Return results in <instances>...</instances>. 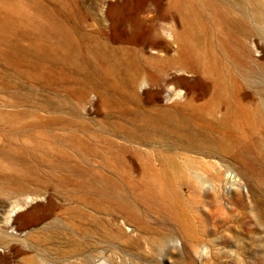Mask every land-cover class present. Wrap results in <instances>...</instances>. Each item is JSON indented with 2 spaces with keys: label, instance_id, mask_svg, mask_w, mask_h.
Instances as JSON below:
<instances>
[{
  "label": "rangeland",
  "instance_id": "rangeland-1",
  "mask_svg": "<svg viewBox=\"0 0 264 264\" xmlns=\"http://www.w3.org/2000/svg\"><path fill=\"white\" fill-rule=\"evenodd\" d=\"M112 1L0 0V222L56 205L16 264H264V0Z\"/></svg>",
  "mask_w": 264,
  "mask_h": 264
},
{
  "label": "bare ground",
  "instance_id": "bare-ground-1",
  "mask_svg": "<svg viewBox=\"0 0 264 264\" xmlns=\"http://www.w3.org/2000/svg\"><path fill=\"white\" fill-rule=\"evenodd\" d=\"M122 4L123 3H119L118 0L109 2L108 14L113 15L122 6ZM146 8V4H144L139 11H146ZM134 20H136V24L138 26H140L141 22H143L138 18ZM193 80L198 81L197 78H194ZM147 92L150 93L149 91ZM97 188L98 187L93 186L91 189L96 192L97 195L100 193L99 197H101V199L105 202L103 206L106 210L117 212L120 217L124 218L133 226H137L141 222L140 213L136 207L131 205L129 202L120 200V198L116 196V188H111L110 192H100ZM139 199L161 211L168 219L177 220L179 207L172 199L169 191L161 184H157L155 182L151 183L144 193L139 194ZM16 207L19 209H15ZM55 209L56 205L51 197H45L43 200H40L38 196L31 197L29 202L21 201L13 206L9 210L8 214H5L4 220L0 222V264L19 263V260L16 261L21 252L17 247L18 239H16L13 235L8 234V231L21 235L23 233L31 232L36 227L44 223V227L49 228L53 222L47 223V220L53 215ZM110 224L111 226L114 225L112 222ZM89 262V258L83 257L77 264H90ZM20 264L55 263L33 255L21 258Z\"/></svg>",
  "mask_w": 264,
  "mask_h": 264
},
{
  "label": "clouds",
  "instance_id": "clouds-1",
  "mask_svg": "<svg viewBox=\"0 0 264 264\" xmlns=\"http://www.w3.org/2000/svg\"><path fill=\"white\" fill-rule=\"evenodd\" d=\"M144 87H147V85L145 84ZM140 91H143V88L140 89ZM180 94L182 95L183 94V91L181 90ZM91 101L94 102L96 97H95V94H92V96L90 97ZM87 110H88V107L86 106L85 109H84V112H85V115L87 114Z\"/></svg>",
  "mask_w": 264,
  "mask_h": 264
}]
</instances>
